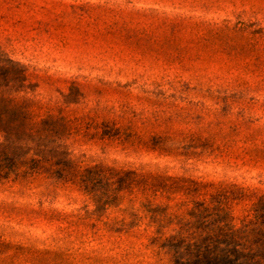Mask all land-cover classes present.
<instances>
[{
    "label": "rangeland",
    "instance_id": "1",
    "mask_svg": "<svg viewBox=\"0 0 264 264\" xmlns=\"http://www.w3.org/2000/svg\"><path fill=\"white\" fill-rule=\"evenodd\" d=\"M1 97L59 122L0 131V264H173L201 203L264 261V0H0Z\"/></svg>",
    "mask_w": 264,
    "mask_h": 264
},
{
    "label": "trees",
    "instance_id": "2",
    "mask_svg": "<svg viewBox=\"0 0 264 264\" xmlns=\"http://www.w3.org/2000/svg\"><path fill=\"white\" fill-rule=\"evenodd\" d=\"M58 122L49 117L41 123L45 129L35 131L28 124L23 107L15 104L11 98H0V131L7 134L11 144L15 143L18 129L23 128L29 139L38 133L47 138L53 130L52 126H58ZM32 161L36 163V160ZM2 165L0 179L3 178L4 169L10 170L17 164ZM254 208L257 213L264 210V202ZM221 212L223 210L220 208L211 210L205 203H201L189 213L194 220L185 223L180 231L167 238L162 245L172 254L173 264H264L262 255L254 249L255 242L251 240V233L236 228L229 222L231 216L228 213L221 216ZM153 219L158 220L156 216Z\"/></svg>",
    "mask_w": 264,
    "mask_h": 264
}]
</instances>
